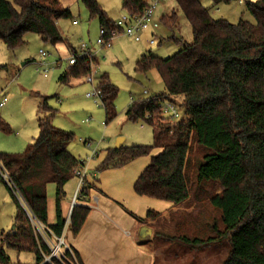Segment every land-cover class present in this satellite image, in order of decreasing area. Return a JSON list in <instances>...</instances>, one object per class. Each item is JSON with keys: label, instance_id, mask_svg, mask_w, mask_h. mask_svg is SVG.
Here are the masks:
<instances>
[{"label": "trees", "instance_id": "1", "mask_svg": "<svg viewBox=\"0 0 264 264\" xmlns=\"http://www.w3.org/2000/svg\"><path fill=\"white\" fill-rule=\"evenodd\" d=\"M78 1L90 17L98 19L99 27L113 26L114 21L97 0ZM174 1L190 26L192 38L176 40L181 47L165 58L151 53L140 55L135 71L156 69L164 92L132 101L125 110L128 120L151 127L153 142L107 148L95 171L149 156L134 181V192L177 207L190 198L193 203L188 212L181 213L179 208L169 212L166 221L174 217L176 234L163 236L154 229L155 238L164 237L188 248L225 242L228 252L220 264H264V0L247 3L253 22L241 19L236 23L212 18L199 0ZM146 5L147 0H122V8L129 13H141ZM69 16L61 0H0V41L12 50L25 42V34L35 33L55 45L62 41L56 21ZM160 21L172 28L176 13L172 10ZM87 73L86 62L78 59L59 75V81L65 84L69 78H83ZM97 80L106 123L115 117L118 89L106 73ZM47 99L42 97L37 106L38 134L34 142L18 153H0V164L30 213L60 235L66 221L60 208L63 187L77 177L75 171L85 162L68 151L74 134L53 126L55 109ZM160 99H176L182 118L176 122L164 120L158 107ZM0 130H9L1 118ZM49 184L54 186L53 223L47 221ZM90 188L92 184L85 176L77 199L87 195ZM9 192L17 210L13 228L0 233V264H11L5 247L31 252L35 264H40L41 253L46 254L48 249L41 241L37 243L26 211ZM89 210L82 205L72 207L68 229L73 235ZM159 215L147 210L145 217H134L144 225L147 221L154 223ZM186 227L193 234L183 231Z\"/></svg>", "mask_w": 264, "mask_h": 264}, {"label": "rangeland", "instance_id": "2", "mask_svg": "<svg viewBox=\"0 0 264 264\" xmlns=\"http://www.w3.org/2000/svg\"><path fill=\"white\" fill-rule=\"evenodd\" d=\"M254 1L256 0H199L209 10L212 18L225 19L230 23H236L241 19L253 22L254 18L247 9V3ZM63 2L64 7L70 11V16L59 18L58 26L70 47L77 49L83 42L95 52L97 67L94 84L100 75L106 73L111 83L117 87L114 100L115 117L105 123L101 102L95 104L93 99L85 96L92 86L84 82L83 78H80L83 83L76 87L56 81L59 73L68 66L66 58L59 57L54 46L39 35L25 34L23 37L25 42L12 50L0 41V101L3 97L7 98L4 106L0 107V118L9 128L7 131L0 130V153H18L29 143L34 142L35 138L30 141L28 138L36 137L38 134L36 103L38 106L42 100L39 93L49 96L47 102L59 109L52 124L57 129L74 134V139L68 145L69 152L84 162L90 159L91 150L102 154L107 148H114L118 138H123L122 146L151 144L154 138L151 127L143 123L141 128L140 122L128 120L125 110L132 101L145 100L163 93L164 85L156 69L138 72L135 71V62L140 55L147 53L161 58L168 57L181 47V43L176 40H191V29L183 12L174 0L160 2L155 10V17L159 22L157 30L148 31V36L146 38L143 36L140 42L120 34L112 41L110 47H100L95 44L99 30L98 19L90 17L86 7L78 0ZM97 2L112 21H116L125 13L122 0ZM172 10L176 13L177 21L170 28L162 24L159 18L163 14H170ZM148 39H154V43L149 44L146 41ZM40 50L49 54L46 57L48 61H60L57 67L49 71L47 77L37 69L36 62L41 60ZM52 76L53 79L50 81ZM92 159H96V155ZM86 175H90L89 170L86 171ZM53 192L54 186L49 184L47 196L53 195ZM192 206L190 198L177 208L179 212L185 213L192 210ZM16 210L9 188L0 177V233L12 229L14 226L12 218ZM209 214L213 215L211 211ZM171 219L170 222L163 218L155 219L153 223L155 231L161 232L163 236L176 234L175 219L174 217ZM187 228L190 227L183 231L188 235L193 234L187 231ZM153 248L157 252L155 264H220L228 252V245L225 242L202 248H188L180 242L165 240L164 237H156ZM5 250L11 264H35L31 252L16 251L7 247Z\"/></svg>", "mask_w": 264, "mask_h": 264}, {"label": "crops", "instance_id": "3", "mask_svg": "<svg viewBox=\"0 0 264 264\" xmlns=\"http://www.w3.org/2000/svg\"><path fill=\"white\" fill-rule=\"evenodd\" d=\"M61 6H65L63 0H61ZM56 25L61 34L62 41L53 46L59 57L66 58L74 48L66 43L57 21ZM148 31L150 32V30H147L141 34L140 41H142L143 36H145L144 38L148 36ZM59 75L56 81L61 84ZM43 76L47 77L48 74ZM50 79L52 81L53 76ZM79 83H83L80 78H69L65 84L70 87H76L79 86ZM39 96L47 97L45 93H39ZM5 102L0 107H3ZM48 105L55 109L52 119L53 123L59 109L53 107L50 102H48ZM140 123V127L142 128L143 123ZM36 137L28 138V141ZM105 153V150L102 154L97 153L96 159L90 158L85 162L86 171H90V175H86V178L88 183L92 184V188L89 189L88 194L82 197V199H76L75 204L87 206L90 210L80 230L75 235L68 229L69 219V222L63 228L65 239L72 249L77 252L82 264H155L157 252L153 248V241L155 240L153 236V221H147L144 224L151 228V237L146 240H139L137 233L143 224L139 223L135 217L143 218L147 210H153L160 214V218L167 219L169 212L177 209V206H174L171 202L156 198L139 196L134 192V181L148 164L149 156L138 157L120 167L96 172L95 168L102 161ZM152 153H157V150H153ZM77 186L78 178L74 177L63 187L64 196L61 200L60 208L65 220H67L69 213H71L70 205ZM54 205L53 192V195L47 196L48 223L55 222Z\"/></svg>", "mask_w": 264, "mask_h": 264}, {"label": "built area", "instance_id": "4", "mask_svg": "<svg viewBox=\"0 0 264 264\" xmlns=\"http://www.w3.org/2000/svg\"><path fill=\"white\" fill-rule=\"evenodd\" d=\"M166 0H147V5L143 8L141 13H123L116 21H114L112 27L100 26L98 30V37L96 38L95 44L100 47H110L112 41L120 34L126 35L133 38L134 41L139 42L141 40V34L147 30H157L159 22L155 18V10L160 2ZM149 44L154 43V39H148ZM41 60L36 62L37 69L41 70L43 75H47L50 70L57 67L60 61H48L47 56L49 55L43 50L39 51ZM78 59H84L86 62V68L88 73L83 77L84 82L90 83L92 88L85 93V96L89 99H93L94 103L97 104L102 100V91L96 84H94V75L96 73L95 66V52L88 47L86 43L76 49L74 48L70 54L66 57L67 67L74 65ZM97 83V82H96ZM6 101L3 98L0 102V106ZM158 107L160 114L164 120L168 122H176L182 118V111L180 110L178 101L176 99H160L158 100ZM148 116V114H147ZM96 155V150L90 151V158ZM78 178V186L74 193L71 201L70 211L75 205L76 199L79 196L80 188L84 177L86 176V165L82 166L80 170L75 171ZM0 177L1 180L7 185L11 193L15 196L18 203L26 211L31 227L33 229L34 236L36 237L37 243L41 241L45 244L48 252L42 254V262L40 264H79L76 256L73 252L72 247L67 243L64 232L60 235H56L52 230L43 225L37 218H35L30 211L26 208L25 202L18 190L11 183L7 172L0 164ZM70 213L67 217L65 225L69 222Z\"/></svg>", "mask_w": 264, "mask_h": 264}, {"label": "water", "instance_id": "5", "mask_svg": "<svg viewBox=\"0 0 264 264\" xmlns=\"http://www.w3.org/2000/svg\"><path fill=\"white\" fill-rule=\"evenodd\" d=\"M123 141V138H118L114 147H119ZM13 228V227H12ZM151 228L147 225H142L137 233L139 240H146L151 237Z\"/></svg>", "mask_w": 264, "mask_h": 264}]
</instances>
